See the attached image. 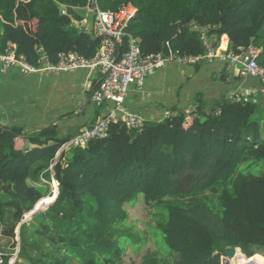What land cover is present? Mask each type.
Masks as SVG:
<instances>
[{
	"label": "trees",
	"instance_id": "16d2710c",
	"mask_svg": "<svg viewBox=\"0 0 264 264\" xmlns=\"http://www.w3.org/2000/svg\"><path fill=\"white\" fill-rule=\"evenodd\" d=\"M90 1L0 0V51L12 45L35 66L39 47L53 62L63 52L94 58L101 41L74 24ZM97 3L104 10L127 3L138 8L125 29L123 52L131 36L143 55L199 58L185 64L199 70L220 61L204 56L226 35L233 53L251 43L260 47L264 67V0ZM167 23L178 24L179 34L163 42ZM211 82L224 85L225 76L213 75ZM218 93L213 98L198 89L185 107H169L162 121L146 120L142 130L111 122L107 138L61 152L80 129L62 134L59 121L29 132L0 119V229L13 238L20 225L14 264H124L121 239L129 237L119 225L129 217L125 204L140 197L152 210L148 227L156 245L141 264H220L227 247L264 258V96L252 95L258 98L253 102L238 90ZM53 177L57 198L24 222L52 194ZM12 254L0 245V264H10Z\"/></svg>",
	"mask_w": 264,
	"mask_h": 264
},
{
	"label": "built area",
	"instance_id": "2783aa9c",
	"mask_svg": "<svg viewBox=\"0 0 264 264\" xmlns=\"http://www.w3.org/2000/svg\"><path fill=\"white\" fill-rule=\"evenodd\" d=\"M97 1L91 0L83 8V18L74 20L78 29L92 34L94 38L101 41L100 48L94 58L88 59L77 52H63L59 54L58 61L53 62L47 52L39 47L38 52L41 57L38 66H35L30 64L24 55L18 54L12 45L5 51H0V73L2 74H6L10 69L16 67L33 75L86 71L84 88L91 90V99L97 106L105 105V113L98 117L93 126L81 128L61 147L60 152L67 151L73 146L85 147L91 140L107 138L111 122L122 121L128 129L142 130L146 121L144 116L125 106L131 87L136 85L141 89L147 77L169 63L192 64L199 59L177 54L167 56L162 52L143 55L137 40L131 36L128 50L121 51L124 37L127 35L125 29L136 16L138 8L132 3H127L116 10H104ZM63 12L67 13V9L64 8ZM221 46L222 42L216 50L209 47L204 57L210 61L215 59L228 61L235 69L238 68L237 71L241 75L260 80V86L242 90L240 98L247 101L252 99V95L264 96V67L258 62L262 49L251 43L236 54L228 49L221 50ZM95 79L97 83L93 88ZM257 100L256 97L252 99L253 102H257ZM232 258L225 256L228 261Z\"/></svg>",
	"mask_w": 264,
	"mask_h": 264
},
{
	"label": "crops",
	"instance_id": "0c3cea01",
	"mask_svg": "<svg viewBox=\"0 0 264 264\" xmlns=\"http://www.w3.org/2000/svg\"><path fill=\"white\" fill-rule=\"evenodd\" d=\"M224 42L228 49L229 38L226 35L222 38V44ZM237 70L238 68H232L221 60L202 65L199 70L191 65L169 63L147 77L141 89L136 85L131 87L126 107L138 111L146 120L162 121L169 115V107L177 105L180 107V104L190 99L194 92L200 89L198 84L204 81L207 85L203 89L213 98L219 97V89L232 93L259 85L258 79L240 75ZM50 74H27L18 67L10 69L6 74L0 73L2 123L36 128L41 124L47 126L60 121L61 133L66 134L91 126L98 119H95V116L99 106L91 99V90L84 88L86 71L56 72L49 77ZM213 75L220 78L225 76L224 85L212 83L209 78ZM94 82L97 83V80ZM261 107L264 115V97H261ZM70 113L74 115L65 116ZM102 113H105L104 107L100 108V115ZM18 144L25 146L23 140H18ZM242 255L247 261L246 255L243 253ZM258 258L259 256L255 254L249 260L256 261ZM261 258L264 262V258Z\"/></svg>",
	"mask_w": 264,
	"mask_h": 264
},
{
	"label": "rangeland",
	"instance_id": "374dc122",
	"mask_svg": "<svg viewBox=\"0 0 264 264\" xmlns=\"http://www.w3.org/2000/svg\"><path fill=\"white\" fill-rule=\"evenodd\" d=\"M90 12L92 14L93 11L91 10ZM52 74H56V72H51L49 77H51ZM209 79L211 81L212 76ZM198 85H200L199 90H204L203 88H206L207 82L204 81L202 84H198ZM195 88H197V87H195ZM214 90H216V89H214ZM211 93L212 92H209V94H211ZM188 101H189V99L186 100L184 103L180 104V107H185L183 105L184 104L187 105ZM168 112H169V114L171 113L170 110H168ZM72 114L73 113H70V114H67L65 116L71 117ZM167 115H168V113H167ZM261 117H262L261 118L262 123H264L263 122L264 115H261ZM25 127H26L25 128L26 131L31 132L33 129H39V128L43 127V124H41L39 127H36V128H34V127L32 128V127H28V126H25ZM21 143L22 142H19V144H21ZM50 185H51L50 187L52 190L51 195L54 196L55 190H56L55 186H54V179L51 181ZM51 195H49V196H51ZM49 196H47V197H49ZM52 201H54V200H52ZM37 204H39V203H37ZM125 207H126L127 212L129 213V217H128V219H126L125 222H122L119 226L124 231L125 235H127L129 238L121 239V244L123 246V251H124L122 261L124 264H141L142 259L145 255L156 250L155 242H153L151 240V235H150L151 232H150V229L148 227V222L151 220L152 210L150 207H148L145 204L142 197H140L135 202L126 203ZM7 211H8L7 219H9V221L13 220L12 210H11V212H10V210H7ZM31 218H29V215L26 214L24 222L29 223V221H31ZM19 231H20V225H18V227L15 229V237L10 238L8 236H5L0 229V245L6 247L8 251H13V254H12L13 258L17 257L19 249H20L19 248V239H20ZM32 238L35 239L33 236H32ZM45 246L47 248H51L50 244H48L46 242H45ZM240 252H242V251H240ZM240 254L242 257V253H240ZM224 255L225 254H223L221 256V263L220 264H232L233 263L232 259L230 261H228L227 259H225L226 255L225 256ZM254 256H252V257H254ZM252 257H249V258H252ZM256 261L260 262V264H264V262H261V260L260 261L256 260ZM243 262H244V260H243ZM26 263H28V262H26ZM236 263L239 264L238 261Z\"/></svg>",
	"mask_w": 264,
	"mask_h": 264
},
{
	"label": "water",
	"instance_id": "95a60500",
	"mask_svg": "<svg viewBox=\"0 0 264 264\" xmlns=\"http://www.w3.org/2000/svg\"><path fill=\"white\" fill-rule=\"evenodd\" d=\"M179 34V25L178 24H165L164 28L162 29L161 31V40L163 42H169L171 39H173L174 37H176L177 35ZM58 192L59 190L57 189V194H56V197L55 199L57 198L58 196ZM54 199V201H55ZM54 201H51L50 203H39L36 205V207L34 208V210H32L28 215H29V218L33 217L35 214H37L38 212L42 211V210H45L47 209ZM240 250V248H235V247H227L225 250H224V254L226 256H229V257H234L235 254L237 253V250ZM16 258H13L11 260V263L10 264H14L16 262Z\"/></svg>",
	"mask_w": 264,
	"mask_h": 264
},
{
	"label": "bare ground",
	"instance_id": "6f19581e",
	"mask_svg": "<svg viewBox=\"0 0 264 264\" xmlns=\"http://www.w3.org/2000/svg\"><path fill=\"white\" fill-rule=\"evenodd\" d=\"M54 186L57 187V183H56L55 181H54ZM57 189H58V188H56V190H55V194H54V196L51 195V196H49V197H46V198L42 201V203H43V204H44V203H49L50 201L54 200L55 197H56ZM40 202H41V201H40ZM40 202H39V203H40ZM232 259H234V262H235V263L238 261L239 264H260V262H257V261H254V260H251V261H250L249 259H247V261H246V259L243 258V255H242V257H241L240 250H237V253L235 254V256H234ZM243 260H244V262H243ZM260 260H262L261 257L258 258V261H260ZM261 262H262V261H261Z\"/></svg>",
	"mask_w": 264,
	"mask_h": 264
},
{
	"label": "clouds",
	"instance_id": "9594fccd",
	"mask_svg": "<svg viewBox=\"0 0 264 264\" xmlns=\"http://www.w3.org/2000/svg\"><path fill=\"white\" fill-rule=\"evenodd\" d=\"M247 257V256H246ZM249 258V257H248Z\"/></svg>",
	"mask_w": 264,
	"mask_h": 264
}]
</instances>
